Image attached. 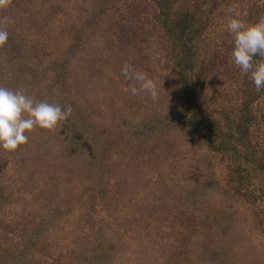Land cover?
Wrapping results in <instances>:
<instances>
[{"label":"rangeland","instance_id":"obj_1","mask_svg":"<svg viewBox=\"0 0 264 264\" xmlns=\"http://www.w3.org/2000/svg\"><path fill=\"white\" fill-rule=\"evenodd\" d=\"M88 2L0 0V187L10 190L0 201V241L6 230L22 235L37 220L50 218L54 224L45 227L31 248L34 255L46 252L59 264H81L82 259L85 264H192V252L206 245L205 238L180 224V209L163 205L147 181L150 173L161 168L155 157L157 138L141 137L148 140L129 149L115 135L129 129L128 121L133 125L142 115L174 101L165 61L156 51L155 31L142 20L135 23L136 27L141 23L139 30L130 34V29L124 40L117 33L108 36L113 41L104 36L89 38L85 58L82 50L75 49L74 37L89 15ZM102 24L92 23V29L104 30ZM12 42L24 47L19 59L36 68L38 82L26 68L22 73L9 69L7 58L12 53L6 45ZM61 62L69 65L70 73L65 85L53 82L55 91L66 92L85 105L84 117L99 137L95 147L82 141L83 146L76 149L65 124L58 121L55 144L49 150L53 153L40 156L35 124L28 120L35 103L15 93L34 92L37 98L40 90L52 89V81L43 76H53L49 73ZM5 75L10 76L7 81ZM184 138L171 131L172 162L191 154ZM93 153L109 154L105 170L136 169V173L145 172L144 179L112 177L101 184L87 159ZM212 160L213 173L224 185L231 175L217 158ZM245 206L237 208L238 224ZM252 238L264 259V240Z\"/></svg>","mask_w":264,"mask_h":264},{"label":"trees","instance_id":"obj_2","mask_svg":"<svg viewBox=\"0 0 264 264\" xmlns=\"http://www.w3.org/2000/svg\"><path fill=\"white\" fill-rule=\"evenodd\" d=\"M88 1L85 10L89 15L74 37L78 41L75 49L82 50L85 58L89 38L117 33L124 40L130 29V34L139 30L141 23L137 27L135 23L142 20L155 31L156 51L165 61L174 101L142 115L133 125L128 121L129 129L115 135L129 149L148 140L142 138H157L155 157L161 168L150 173L147 181L163 205L180 209V224L205 238L206 245L192 252L191 263L260 264L264 259L252 236L264 240V0ZM95 22H103L105 29L94 31ZM8 47L12 53L7 58L9 69L22 73L26 68L38 82L36 68L30 69L19 59L24 47L18 42L6 45V51ZM53 73L43 76L52 81V89L40 90L37 98L34 92L15 93L35 103H31L34 109L28 112V120L35 124L40 156L53 153L49 150L55 144L58 121L65 124L74 147L83 146L82 141L95 147L99 134L84 117L85 105L66 92L55 91L53 82L66 84L69 65L61 62L49 74ZM9 78L5 75L3 79ZM172 130L184 134L192 150L177 163L170 155ZM108 155L93 153L87 158L101 184L112 177L144 179L145 172L136 173V169L105 170ZM212 158L231 175L224 185L213 173ZM173 164L182 167L173 168ZM6 191L9 188L0 187V201L7 198ZM240 204H246V211L238 224L235 216ZM51 224L50 218L37 220L22 235L6 230L0 241V264H59L46 252L34 255L31 248V242H39Z\"/></svg>","mask_w":264,"mask_h":264}]
</instances>
